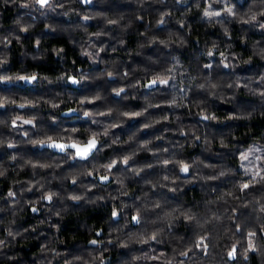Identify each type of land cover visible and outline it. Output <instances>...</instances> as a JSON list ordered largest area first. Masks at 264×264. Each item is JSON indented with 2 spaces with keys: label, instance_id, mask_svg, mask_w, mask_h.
Here are the masks:
<instances>
[{
  "label": "clouds",
  "instance_id": "obj_1",
  "mask_svg": "<svg viewBox=\"0 0 264 264\" xmlns=\"http://www.w3.org/2000/svg\"><path fill=\"white\" fill-rule=\"evenodd\" d=\"M8 5L22 11L10 30L0 12V264H264V0ZM56 36L89 67L53 46L57 74L10 70L13 42L37 62ZM102 210L99 227L78 215Z\"/></svg>",
  "mask_w": 264,
  "mask_h": 264
},
{
  "label": "trees",
  "instance_id": "obj_2",
  "mask_svg": "<svg viewBox=\"0 0 264 264\" xmlns=\"http://www.w3.org/2000/svg\"><path fill=\"white\" fill-rule=\"evenodd\" d=\"M22 10H18L16 6L13 5H8V6H2L0 7V12H2V19H3V24L5 26L6 29H11L12 25H11V21L16 18L17 15L20 14ZM138 28L140 30H143L144 28V24L140 23L138 25ZM43 29V25H40L37 30H36V34H39L40 31H42ZM4 29H0V31H3ZM92 31H95L96 28L92 27L91 28ZM128 45L127 47L129 48H134L135 47V43H136V39L137 37L135 35H130L128 38ZM25 44L27 47V51L29 53H33L35 54V48L33 47V41L26 37L25 38ZM53 46H63L66 49V53H65V61H64V67H72L71 64V60L75 59L76 60V66L78 67H89L87 64L86 60H81L77 49H75L73 46H71L68 43L67 38L63 37V36H56V37H45L42 40V48H47L49 49V52L47 54V57L45 60L43 61H37V62H33L31 59H26V60H21V56H20V49L19 47L15 44V42H13L12 45V62H11V71H17L19 69H21L22 67H27V69L32 70L35 69L37 71L43 72V73H48L50 75H55L58 72H60L62 70L61 68V63L58 61L57 58H55L53 56V54L51 53L50 49ZM247 55V53H245ZM117 55H122V52L117 53ZM256 63H259V61H256ZM98 85H103V82L98 81L97 82ZM95 85H88L87 87L82 86L81 87V91L78 94H87L89 91L94 90ZM12 91H19L22 94L23 93H28L31 92V89H12ZM40 89H36V92H39ZM89 107H91V105H89ZM158 111V110H157ZM5 113L3 111H0V116L4 115ZM68 123H71V121H67ZM254 124L258 123L261 125V127H264V121L261 120H256L253 122ZM131 127V125H129ZM118 131H120L118 129ZM245 130L241 129L240 133L241 136L243 138V132ZM259 130L258 129H254V133H257ZM19 138V137H17ZM6 155L4 151H0V159H5ZM23 176H27L28 173H24L22 174ZM8 183L7 181H0V196L4 195L6 193V191L8 190ZM80 219H83L84 217H91V219L89 220V223H95L97 225V227H99L101 225V220L103 219V210L101 211V214L93 216L92 212L89 211L87 213H83V214H78ZM77 219V216H70L67 218L65 225L62 228V234L67 236L68 233L70 231L76 230L78 229L79 225L75 222ZM32 220H29L28 223H32ZM80 236L83 237L84 233H80ZM69 247H71V244L68 245ZM29 247L31 248V252L25 251L24 253V257L25 259H28L31 255L35 254L38 251V244L36 241H32L31 244L29 245ZM113 260H115L118 256L117 253L113 252ZM253 264H255V260H253Z\"/></svg>",
  "mask_w": 264,
  "mask_h": 264
}]
</instances>
